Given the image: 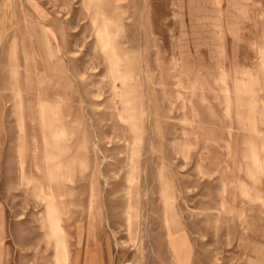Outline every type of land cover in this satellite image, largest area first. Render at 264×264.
<instances>
[{
  "label": "rangeland",
  "instance_id": "rangeland-1",
  "mask_svg": "<svg viewBox=\"0 0 264 264\" xmlns=\"http://www.w3.org/2000/svg\"><path fill=\"white\" fill-rule=\"evenodd\" d=\"M32 1L54 31L49 45L54 55L43 38H35L40 28ZM85 1L7 0L0 11L5 32L0 41V264H60L63 252L57 248L60 234L51 231L46 196L35 182L20 179L13 41L18 83L29 88L36 111L29 159L37 142L46 169L55 162L49 155L62 154L61 147L71 143L69 134L53 135L52 116L41 119L43 98L37 97L47 94L54 104L58 77L50 72L46 77L42 70L67 61L84 109L80 149L86 147L92 157L96 153L100 165L105 215L62 220L60 262L84 264L88 251L99 250L104 264H175L165 227V206L171 202L190 240V264H247L242 240L248 236L261 243L263 255L264 0H87L90 13L98 11L95 23ZM104 16L114 18L106 28L119 62L128 67L119 68L126 72L119 78L125 82L116 85L119 92L127 89L140 112L139 153L132 152L134 133L122 120L127 113L114 107L121 100L109 85L116 71L96 34ZM133 160L139 163L134 172ZM91 163L92 158L85 178L77 180L75 198L80 199L71 206L74 211H88ZM160 166L168 178L166 191L158 179ZM131 171L134 181L127 178ZM224 188L234 199L233 211L221 203ZM170 189L173 199L165 205ZM128 204L141 212L143 241L139 230L129 231Z\"/></svg>",
  "mask_w": 264,
  "mask_h": 264
},
{
  "label": "bare ground",
  "instance_id": "bare-ground-1",
  "mask_svg": "<svg viewBox=\"0 0 264 264\" xmlns=\"http://www.w3.org/2000/svg\"><path fill=\"white\" fill-rule=\"evenodd\" d=\"M6 4H7V0H0V11L2 8L6 6ZM84 4L86 5L88 12L90 13L91 10L89 7V2L86 0ZM32 5L36 12L34 23L40 28V32H39L40 36L35 35V38H40V37L43 38L49 49V54L54 55V51L49 48L50 39H55L54 31L52 27L48 25L45 12H43L42 8L38 4L33 3V1H32ZM96 13L98 14V11L95 12L94 15L90 13L92 21L94 23L96 22L97 19ZM24 17L25 19H27L26 14ZM116 20L118 21L119 18H117ZM112 21H114V18L104 16V19L102 21L103 24L102 26L97 27L96 34L100 35L99 36L100 42L106 51L105 56L107 58H111L110 60H112L111 63L112 70L116 71V76L114 77L113 80H111L112 83H109V85L115 93L118 94L121 93L119 94L121 95V100L116 101L114 107L120 105L121 108L125 110V112L127 113V115L122 116V120L127 121L129 127L133 130L134 133L135 148H133L132 152L139 153V142L142 138V135L139 131L140 129L139 124H142L141 120H139L140 112L136 110L135 104L132 103L133 98L127 97V92H128L127 89L121 88V91L119 92L118 86L116 85L117 82H120L121 85L124 84L125 82L124 80L119 78H121V76L125 77L126 72L121 73L119 68L125 67L127 69L128 67H126L124 64H121L119 62L121 61V56L119 54V50H117V44L113 40V33L108 28H106V24L112 23ZM1 24L2 23H0V41L5 36L4 34L5 32L4 29H2ZM118 32L119 31H117V33ZM38 50L39 49H37L36 53L41 55L40 52L42 50L40 49L39 50L40 52ZM11 58L15 65L14 77L16 78L15 83L17 84L16 96L20 98L18 103L19 111L17 113V118L19 121L18 125L20 126V131H21V148H20V157H19L20 179L22 183L25 184H29L30 182H35V189L46 196L47 198L46 212L48 219L50 221L51 231L55 235L60 234L59 237L57 238V248L61 249V252L62 251L64 252L65 243L61 236L65 232L64 227L61 224L64 218L71 217L73 214L76 215L79 214V216L88 214L89 217L105 215L102 205L101 186L99 184V178H98L100 165L99 162H97L98 159L97 156L95 155L96 153L92 157L89 154L90 151L87 150L86 147H84L83 151L80 149L79 141H81V139H83L84 141L86 135L84 109L81 104L82 99L79 95V92L76 89L75 81L68 70L67 61H63L61 62V64L57 62L55 65H53V67L49 66V64L45 65V69L42 70L43 71L42 74H47L46 77H49V72H50L52 76L58 77L56 80V84L59 85V88H57L54 92V100H55L54 104L51 102V98L47 94H44L43 96L40 93L37 94V97L41 96L43 98L41 99V101L43 102L41 105V112L39 111L41 115V119L44 120L47 115L52 116L53 121L51 120L49 121V123L53 124L54 128H56V130L53 132V135L58 136L60 134L62 135L69 134L70 136L69 139H71V143H67L63 147H61L62 154L52 153L49 155V160L51 161L54 160L55 162L54 164L48 166L45 169L40 159V149H39V144L37 142H33L34 156L31 160L29 159L28 136L34 130V127H32V125L30 124L36 122V118H35L36 111L34 106L32 105L33 100L31 101L28 98L30 93L29 88H22L21 85L18 83L21 72L19 71L18 51L15 45V41H13L11 44ZM34 59H37V56L36 57L34 56ZM26 77H30V75L27 74ZM62 83L65 84L66 86L63 87ZM93 94L96 95L97 97L99 95L97 93H93ZM45 107L48 108L45 109ZM74 141H76V143H74ZM58 156L61 157L58 158ZM91 158H92V163L90 165V168L92 169V171L89 179L90 193H89L88 211L85 212L84 209L80 211H74L71 209V206L76 205V201L80 199V198L78 199L75 198V188H76L75 186L77 180H82L85 178V174L83 173L85 169L89 167L87 161L89 159L91 160ZM255 161L257 160L255 159ZM138 164H139L138 161L133 160L131 165L133 172L135 168H139ZM132 171L127 177L129 181H134V179L136 178V175H134ZM45 176L47 177V179H45ZM158 179L161 188L163 189V191H166L168 186L167 183L168 178L165 175L164 166L159 167ZM231 180L232 181L238 180V182L242 183V179L240 178L233 177ZM44 181H46V184ZM66 181H69L71 184L67 185ZM130 188H132V190H134L137 194L139 193L138 187L134 186V184L130 186ZM227 193H228L227 188H224V190L220 193L221 203H223L225 207L226 206L229 207L230 211H233L236 208L233 203L234 199L233 201L230 200L228 198ZM164 197H165V205H166V203L169 200L173 199V190L170 189V194L167 195L165 194ZM261 197L262 196L258 194L256 198H261ZM128 207H129V214L127 220H128L129 231L139 230L140 235L142 237L141 240L143 241L144 229H141V212L137 208L136 204H128ZM165 211H166L165 227H166V234L168 236L167 242H168V246L171 249L174 262L175 264H190L191 245H190V240L185 232V229L183 228L184 223L181 220V218H179L175 205L172 202L168 203L167 206H165ZM255 238L256 237L248 236L244 240H242V247L244 250L242 255L246 256L247 264H264V254L262 255L260 250L262 245L260 242L255 240ZM63 252L61 255L60 254L58 255L60 264H63V262H60L61 257H64ZM84 264H104L99 250L98 252L88 251L86 254V259Z\"/></svg>",
  "mask_w": 264,
  "mask_h": 264
}]
</instances>
